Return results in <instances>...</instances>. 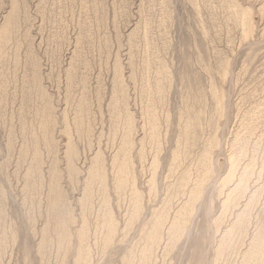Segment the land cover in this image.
Wrapping results in <instances>:
<instances>
[{
	"label": "rangeland",
	"instance_id": "obj_1",
	"mask_svg": "<svg viewBox=\"0 0 264 264\" xmlns=\"http://www.w3.org/2000/svg\"><path fill=\"white\" fill-rule=\"evenodd\" d=\"M0 264H264V0H0Z\"/></svg>",
	"mask_w": 264,
	"mask_h": 264
}]
</instances>
